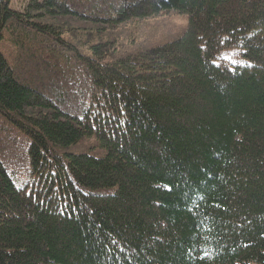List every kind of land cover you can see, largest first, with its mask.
I'll return each mask as SVG.
<instances>
[{
  "label": "trees",
  "instance_id": "1",
  "mask_svg": "<svg viewBox=\"0 0 264 264\" xmlns=\"http://www.w3.org/2000/svg\"><path fill=\"white\" fill-rule=\"evenodd\" d=\"M12 2L0 264H264V0Z\"/></svg>",
  "mask_w": 264,
  "mask_h": 264
},
{
  "label": "rangeland",
  "instance_id": "2",
  "mask_svg": "<svg viewBox=\"0 0 264 264\" xmlns=\"http://www.w3.org/2000/svg\"><path fill=\"white\" fill-rule=\"evenodd\" d=\"M26 1L28 0H13L11 6L13 9L15 10H21L22 6H23V3H25ZM174 24H176L178 27H181V28H175L174 29V32H179L182 28L185 27V24H186V20L185 18H178V17H174ZM222 59L224 61H228L227 63H237V62H240L239 58L237 57V55H235L234 52H230L228 54H225ZM6 158V157H5Z\"/></svg>",
  "mask_w": 264,
  "mask_h": 264
}]
</instances>
